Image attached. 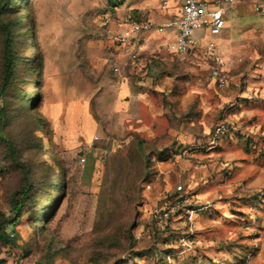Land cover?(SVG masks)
Here are the masks:
<instances>
[{
  "label": "rangeland",
  "instance_id": "374dc122",
  "mask_svg": "<svg viewBox=\"0 0 264 264\" xmlns=\"http://www.w3.org/2000/svg\"><path fill=\"white\" fill-rule=\"evenodd\" d=\"M182 2L0 0V264H264V33L181 57L152 31L137 61L116 42Z\"/></svg>",
  "mask_w": 264,
  "mask_h": 264
},
{
  "label": "built area",
  "instance_id": "2783aa9c",
  "mask_svg": "<svg viewBox=\"0 0 264 264\" xmlns=\"http://www.w3.org/2000/svg\"><path fill=\"white\" fill-rule=\"evenodd\" d=\"M239 0H214L208 3L205 0H183L177 15L171 16L164 23L156 24L152 21H137L128 19L120 23V30L116 42L121 46H130L133 41H138L141 36L155 31L165 37L164 47L171 53L184 57L198 50L216 56L217 45L214 38L219 36L226 24V15ZM257 11H263L264 0L255 3ZM203 36L200 37L198 34ZM206 35L209 36L206 38ZM142 46L139 45V49ZM138 52H131L132 61L139 60ZM222 65L223 62L216 57ZM219 65V66H220ZM116 72L118 68L114 69ZM213 75L220 76V70L213 68ZM82 162L85 159L82 158ZM153 218L163 224L168 218V213L161 209L153 211Z\"/></svg>",
  "mask_w": 264,
  "mask_h": 264
},
{
  "label": "crops",
  "instance_id": "0c3cea01",
  "mask_svg": "<svg viewBox=\"0 0 264 264\" xmlns=\"http://www.w3.org/2000/svg\"><path fill=\"white\" fill-rule=\"evenodd\" d=\"M208 3H212L208 0H205ZM247 0H239L234 7L232 8V16L228 17L226 15V24H225V28L223 29V31L221 32V34L217 37L214 38L215 41H218L221 37V35L224 32H227V36L228 39L232 38L233 34H235L236 32L239 31H248L246 33V35L244 36L242 41H261L262 37L258 36L259 32L264 33V9L263 12H256V13H251L250 7L252 6V4L254 3L253 1H255V3L257 1H261V0H253L250 1L249 5L246 3ZM254 3V4H255ZM255 9V5H253ZM230 13V11H229ZM257 32H255V31ZM243 33V32H242ZM263 38H264V34ZM198 36L202 37L203 35L201 33L198 34ZM209 36L206 35V38H208ZM140 41H133L131 44V49H132V53L133 52H138L139 53V43ZM142 53H139V55ZM134 98L135 96L130 98V103H131V110H132V117H136V110L138 109V107L136 108V106L134 105Z\"/></svg>",
  "mask_w": 264,
  "mask_h": 264
},
{
  "label": "trees",
  "instance_id": "16d2710c",
  "mask_svg": "<svg viewBox=\"0 0 264 264\" xmlns=\"http://www.w3.org/2000/svg\"><path fill=\"white\" fill-rule=\"evenodd\" d=\"M4 35L6 37L5 39V64H4V71H3V87H5V85L7 84V81L9 79V76L11 75L12 71H13V66H14V60H13V56L11 54L10 51V44L9 41H7V34L8 31L3 29ZM3 122H4V112L2 111V108H0V131L1 128L3 126ZM26 182H29L28 176L26 175L25 177ZM29 185L28 188L25 190H18L16 191L11 199V207H12V211L14 213L15 217H19L21 211L24 208V202H25V198L29 192ZM0 241L5 243V244H15L14 240L11 239L9 237V235L5 232V231H0Z\"/></svg>",
  "mask_w": 264,
  "mask_h": 264
}]
</instances>
